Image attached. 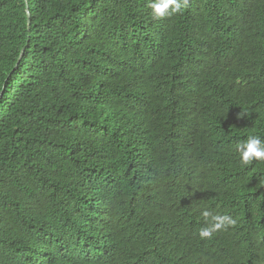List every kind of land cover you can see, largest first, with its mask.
Here are the masks:
<instances>
[{"label":"trees","instance_id":"16d2710c","mask_svg":"<svg viewBox=\"0 0 264 264\" xmlns=\"http://www.w3.org/2000/svg\"><path fill=\"white\" fill-rule=\"evenodd\" d=\"M149 2L0 0V264H264V0Z\"/></svg>","mask_w":264,"mask_h":264},{"label":"clouds","instance_id":"9594fccd","mask_svg":"<svg viewBox=\"0 0 264 264\" xmlns=\"http://www.w3.org/2000/svg\"><path fill=\"white\" fill-rule=\"evenodd\" d=\"M187 2L188 0H150L149 7L154 19H164L181 12L182 5L186 6ZM237 151L243 166L250 165L254 161L264 162V140L257 133L250 134L246 141L239 143ZM202 216L207 225L199 230V236L202 239H211L214 233L235 224V220L228 215L214 214L204 210Z\"/></svg>","mask_w":264,"mask_h":264},{"label":"water","instance_id":"95a60500","mask_svg":"<svg viewBox=\"0 0 264 264\" xmlns=\"http://www.w3.org/2000/svg\"><path fill=\"white\" fill-rule=\"evenodd\" d=\"M28 17L30 18V11L28 10ZM5 89V87H4ZM4 93V90L2 91V94Z\"/></svg>","mask_w":264,"mask_h":264}]
</instances>
